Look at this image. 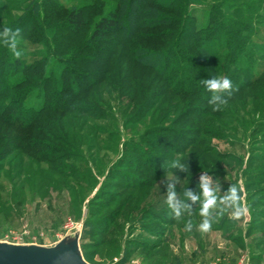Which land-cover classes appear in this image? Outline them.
<instances>
[{
  "label": "rangeland",
  "instance_id": "374dc122",
  "mask_svg": "<svg viewBox=\"0 0 264 264\" xmlns=\"http://www.w3.org/2000/svg\"><path fill=\"white\" fill-rule=\"evenodd\" d=\"M55 1L62 8L57 7L59 11L52 14L47 3L40 8L42 0H0V30L20 27L23 12L36 6L31 10L34 21L28 30L39 31L38 37L24 40L21 34L18 48L29 64L42 66L39 68L46 73L50 69L47 62L57 58L51 40L53 25L61 26L70 9L88 7L89 23L78 39L81 47L88 42L94 20L114 5L111 0H49ZM229 3L234 7L256 4L264 13V0ZM200 10L197 17L203 16ZM49 19L52 26L47 24ZM261 19L263 24L258 27L264 30V17ZM41 87L27 90L25 105L39 101ZM48 89L51 93L53 84ZM104 100L106 106L91 112L94 119L89 121L80 116L61 120L60 114H44L37 134L1 124L0 139L28 135L34 144L18 151L14 146L23 147V141H13L10 156L0 160V242L53 247L79 230L81 252L89 264H227V251L236 247L245 249L242 258L264 254L263 108L261 115L258 106L254 111L253 100L247 107L242 105L244 100L236 98L220 111L208 106L213 113L209 118L180 122L177 112L162 124L132 125L126 100L115 92ZM47 121L67 127L55 131ZM86 121L89 127L84 126ZM66 134H70L69 143L64 139ZM176 158L189 165L188 173L172 170L181 181L176 184L178 192L187 187L195 191L200 175L208 172L219 178L221 193L233 183L242 189L245 215L234 220L225 213L217 217L208 233L202 234L195 227L186 231L187 215L174 220L164 204L162 163L166 174L172 175L167 164ZM192 209L191 219L198 225V205L192 204Z\"/></svg>",
  "mask_w": 264,
  "mask_h": 264
},
{
  "label": "trees",
  "instance_id": "16d2710c",
  "mask_svg": "<svg viewBox=\"0 0 264 264\" xmlns=\"http://www.w3.org/2000/svg\"><path fill=\"white\" fill-rule=\"evenodd\" d=\"M111 1L114 5L94 20L88 42L81 47L78 39L89 23L88 7L70 9L61 26L53 25V17H49L57 58L47 62L48 73L40 69L42 66L29 64L24 55L16 60L0 44V135L1 124L37 134L44 114H60L61 120L68 116L92 120L91 112L106 106L104 97L114 92L127 101L132 125L162 124L177 112L180 122L209 118L213 116L207 108L210 94L199 81L219 76V72L220 77L227 76L238 86L231 100L241 98L247 107L253 100L254 111L258 106L263 114L264 30L258 26L263 24L264 13L256 4L234 7L230 0ZM46 3L52 14L62 8L49 0H42L40 8ZM35 7L23 12L19 20L24 40L38 37L39 31L28 30ZM199 10L203 16L197 17ZM43 20L41 16V30L45 29ZM62 53L68 56L61 57ZM27 74L36 77L29 79ZM52 84L54 89L49 93ZM36 85L42 86L41 98L25 105L27 90ZM88 121L84 126H90ZM45 123L55 131L67 127ZM198 134L201 138L202 132ZM11 139L1 137L0 160L10 156L13 141H23V147L13 145L18 151L34 144L28 135ZM64 139L69 143L70 134Z\"/></svg>",
  "mask_w": 264,
  "mask_h": 264
},
{
  "label": "clouds",
  "instance_id": "9594fccd",
  "mask_svg": "<svg viewBox=\"0 0 264 264\" xmlns=\"http://www.w3.org/2000/svg\"><path fill=\"white\" fill-rule=\"evenodd\" d=\"M21 29L19 27H4L0 30V44L9 49L16 60L23 56L22 50L18 48ZM204 89L210 94L208 104L213 111H220L229 103L230 98L238 91L227 76H213L210 79L199 81ZM162 167L165 170L166 195L164 204L169 210V215L174 220H180L187 215L185 230L192 232L194 227L203 233L212 230L213 223L217 217H222L225 213H230L234 220H239L247 212L242 204L244 199L242 189L235 183L231 184L226 191L221 193V184L219 178L214 179L208 172H203L199 177L196 190H190L188 187L182 191L176 190V184L181 183L178 176L173 174V169L188 173L189 165L180 158L168 162L167 169L172 175L166 174L164 162ZM189 201L192 203L190 204ZM192 204L198 205L199 216L201 220L198 225L191 219L193 215Z\"/></svg>",
  "mask_w": 264,
  "mask_h": 264
},
{
  "label": "water",
  "instance_id": "95a60500",
  "mask_svg": "<svg viewBox=\"0 0 264 264\" xmlns=\"http://www.w3.org/2000/svg\"><path fill=\"white\" fill-rule=\"evenodd\" d=\"M80 239L78 230L53 247L0 242V264H89L81 252Z\"/></svg>",
  "mask_w": 264,
  "mask_h": 264
},
{
  "label": "crops",
  "instance_id": "0c3cea01",
  "mask_svg": "<svg viewBox=\"0 0 264 264\" xmlns=\"http://www.w3.org/2000/svg\"><path fill=\"white\" fill-rule=\"evenodd\" d=\"M244 250L245 249H242V248L237 249V247H236V250L230 251V253H229V251H227L228 252L227 258H225L224 261L227 264H239L240 263L239 259L242 258L241 254ZM247 257L244 256L242 259L248 260L249 264H264V254L261 255L260 257H251V256H249L248 258Z\"/></svg>",
  "mask_w": 264,
  "mask_h": 264
},
{
  "label": "built area",
  "instance_id": "2783aa9c",
  "mask_svg": "<svg viewBox=\"0 0 264 264\" xmlns=\"http://www.w3.org/2000/svg\"><path fill=\"white\" fill-rule=\"evenodd\" d=\"M239 264H249V261L248 260H242V261H240V263Z\"/></svg>",
  "mask_w": 264,
  "mask_h": 264
}]
</instances>
